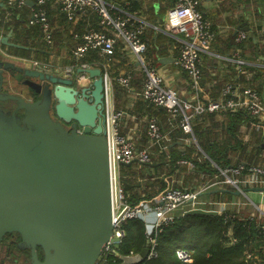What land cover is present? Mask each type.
<instances>
[{"label":"water","instance_id":"water-1","mask_svg":"<svg viewBox=\"0 0 264 264\" xmlns=\"http://www.w3.org/2000/svg\"><path fill=\"white\" fill-rule=\"evenodd\" d=\"M248 30L241 24L236 32ZM12 35L11 28L0 43L29 49L10 42ZM5 53L0 55V100L17 107H0V243L18 236L16 244L28 252L30 264H99L115 228L104 72L89 68L92 84L82 86L74 77L5 60ZM5 77L29 88L30 95L3 92ZM218 191L240 196L264 193V186L212 192ZM185 213L219 212L193 208ZM149 251L145 246L135 255H122L121 264L141 263Z\"/></svg>","mask_w":264,"mask_h":264},{"label":"built area","instance_id":"built-area-1","mask_svg":"<svg viewBox=\"0 0 264 264\" xmlns=\"http://www.w3.org/2000/svg\"><path fill=\"white\" fill-rule=\"evenodd\" d=\"M7 8L18 11L28 6L29 0H4ZM172 5L168 10L165 23V31L175 39L179 46L178 63L188 74L196 94L184 98L177 92L164 84V78L157 67L146 56L148 44L142 40L146 29V23L134 13L122 11L116 3L107 0H56L59 10L68 21H72L77 13L82 15L96 14L99 24L106 30L88 28L82 33L75 32L73 35L74 45L71 49L72 64L65 68V75L74 77L77 84L89 86L93 79L88 69L93 67L90 58L98 54L103 58V66L109 67L114 60L115 49L119 39L135 54L138 64L144 74L141 95L150 104L166 109L171 116L179 119L181 129L188 134L193 133L192 122L198 115L212 113L215 111H237L246 109L248 113L256 117L258 127L264 125V98L251 86L245 87L242 94L232 84H227L222 90V97L219 99L202 100L198 96L200 91V80L202 78L201 54L210 52L213 41L217 34L212 29V23L205 18L201 9L200 0H167ZM52 0H35L31 7L29 18L30 26L40 27L45 42L49 46L54 45V28L51 23L49 9ZM119 12V13H118ZM247 39V33L240 31L236 36V42L242 43ZM235 64L241 67L245 64L240 50H235L230 58ZM40 62L35 61V67ZM80 69V72L77 70ZM105 100H106V136L108 139L109 156L111 164L112 202L113 218L115 228L113 235L104 247L100 257V263L107 262V256L117 253L116 248L125 236L123 226L131 219H140L146 223L148 244L150 251L147 259L155 255L157 245V233L162 226L171 223L175 216L173 212L187 203H196L199 194L211 190L229 186L232 190H242L253 187L264 186V164H247L218 168L219 173L214 178L205 182L199 189L191 190L180 187L167 188L160 196L151 200H140L137 204L129 201L127 189L122 180L121 166L137 160L143 164L153 162L155 149L158 143L166 142L171 137L156 117H151L146 123V136L148 144L139 148L134 138L121 132V120L126 115L125 111L111 108L112 82L115 81L122 87L130 90L131 76L119 75L112 77L108 72L104 73ZM82 132V129H78ZM165 152L164 150L160 151ZM179 164H188L190 169L194 165L190 161L179 160ZM263 193V192H261ZM250 200L248 193H242L238 200ZM252 202V201H251ZM238 202L219 203V211L225 212L236 210L241 213ZM253 205L257 206L254 202ZM258 207V206H257ZM258 209H260L258 207ZM262 213V212H261ZM264 216V213H262ZM251 217L260 215L253 213ZM264 224V222L262 221ZM179 258L189 261V256L184 251H178ZM0 264H25L21 261H0ZM121 264V262L119 263ZM142 264V263H135Z\"/></svg>","mask_w":264,"mask_h":264},{"label":"crops","instance_id":"crops-1","mask_svg":"<svg viewBox=\"0 0 264 264\" xmlns=\"http://www.w3.org/2000/svg\"><path fill=\"white\" fill-rule=\"evenodd\" d=\"M28 6L23 7L22 9L16 11L15 17H21V21L27 32V27L29 25V18L31 14V7L34 6L35 0H29ZM116 4H119L122 11H128L124 9L122 4L129 3L132 0H109ZM134 7L136 10L135 15L138 16L142 21L146 23V37L147 43L151 46L154 45L156 48L163 47L164 53L162 57L169 56L172 60L169 62L161 63L156 66L158 71L164 78V84L172 89H174L178 95L187 98L196 94L195 89L192 85V81L188 74L180 67L178 63L179 49H177V42H170L169 35L164 29L167 13L171 7L170 1L167 0H133ZM247 1V0H245ZM241 2L239 0H200L201 9L204 12L205 16L210 20L212 26L217 34V37L210 49V52H203L201 54V66L204 67L203 83L202 78L200 80V91L198 96L200 99L208 101L219 98L222 95V90L219 87H222L221 84L223 81H237L235 82V88L242 94L247 84L258 85L259 81H255V74L258 73L257 68H264V55L259 56L257 59L251 58L253 56L252 49L246 52L242 56L245 64L239 67L235 64L230 58L233 56V53L224 54L219 50H223V42L226 41L232 34H237V28L239 25L244 24L245 27H248L247 38L253 37L255 42L264 45V0H249L248 2ZM7 6L4 4L3 0H0V18L4 15L5 9ZM56 9V0L52 3L50 9ZM27 10V11H26ZM133 11V12H134ZM25 13V14H24ZM119 13V12H118ZM26 18L24 19V15ZM23 17V18H22ZM14 18V17H13ZM92 18V17H90ZM94 18V17H93ZM76 21L68 23L66 27L64 26V31L62 30V25L58 17H54V27L59 31L58 34H64L63 38H58L54 40V45L50 47L44 40L42 33H39L38 37L33 39H23L17 35L13 29V35L9 39L10 42H16L22 46H27L29 49L24 48H14L8 47L7 45L0 43V51L6 52L4 54V59L14 61L18 65H23L26 67H33L35 61L40 62L39 66L43 70L49 72L61 73L65 71V68L72 64V31H84L88 28H96V19H87L84 15L77 13ZM28 20V21H27ZM27 21V23H26ZM27 26V27H26ZM99 30H106L105 27H102L100 24L98 26ZM8 32L1 30L0 39L6 35ZM248 48L250 47L247 44ZM1 52V53H2ZM28 59V60H27ZM97 63L96 60H92L93 67H96L94 64ZM99 64V63H98ZM103 65V64H102ZM255 66L254 71H249L247 66ZM104 67V73L108 72L112 77L119 75H129L131 76V88L130 90L124 91L121 85L117 82H112V93H111V108L115 110L125 111V116L121 120V132L123 134L130 135L134 138L139 148H143L148 144V139L146 136V123L151 117H156L157 120L161 123L163 129L171 135V137L166 142L158 143L156 145L157 151H155V159L151 163L153 166L148 167L147 164L140 162H134L131 165H135L137 171H147L150 181H159V178H163L164 175H160L163 170L168 171V162L170 160L171 153L173 150L182 151L187 150L189 147L195 145L198 149L203 151L200 144L197 141L193 128L195 126H200V122H205L206 117L198 115L192 122L193 133L188 134L182 131L179 125V119L173 117L170 113L162 107H154L152 104L147 102L141 95L143 80L144 77L141 66L137 62L135 54L126 46V44L119 39L117 43V48L114 54V60L109 65V67ZM230 68V69H229ZM233 69V70H231ZM233 71V72H232ZM261 72V70H260ZM64 73V72H63ZM62 73V74H63ZM215 74H219L218 77ZM214 77V78H213ZM243 77L246 81L241 82L239 79ZM211 80V81H210ZM264 82V80H263ZM264 98V89L261 94ZM216 98V99H217ZM229 123V120L226 116L219 115L215 119H209L204 123L206 126L211 127L215 133L223 135V141L229 145V151L235 150L238 146L239 151L233 155V163H252L257 161L258 158L262 159L264 164V136H262L260 131V136L258 139L252 134V129L247 126V123L242 120L238 124L239 129L243 133L242 139H238L237 143L231 138L232 134H227L225 131L226 125ZM239 123V122H238ZM234 124V123H233ZM212 125V126H211ZM224 126V127H223ZM228 135L230 137H228ZM242 141V142H241ZM244 151L242 148L244 147ZM236 146V148H234ZM164 153H161V150H164ZM204 152V151H203ZM205 153V152H204ZM261 153V155H260ZM166 154L164 157L160 155ZM257 164V163H253ZM150 168V170H149ZM176 180L179 185L184 186L187 189H196V179L192 171L187 168V171L180 172ZM191 177V178H190ZM168 185V181L165 180ZM136 189L139 190L140 184H136ZM157 185V184H156ZM167 189V188H166ZM165 189V190H166ZM226 189V188H220ZM219 189V190H220ZM164 190V191H165ZM217 190V189H215ZM163 191V192H164ZM163 192L159 193L160 196ZM253 193V192H250ZM261 194V193H260ZM262 198L263 193L261 194ZM154 196V197H157ZM248 196L252 198L249 193ZM153 197V198H154ZM238 196L233 194H226L223 191L217 193H205L199 194L196 199V203H187L185 205L177 208L173 215H182L186 211L193 208H202L207 210H217L219 211V203H231ZM243 213V212H242ZM246 214V213H245ZM253 248L248 254V258L251 261L250 264H264V241H258L256 245H252ZM3 256L0 255V258Z\"/></svg>","mask_w":264,"mask_h":264},{"label":"trees","instance_id":"trees-1","mask_svg":"<svg viewBox=\"0 0 264 264\" xmlns=\"http://www.w3.org/2000/svg\"><path fill=\"white\" fill-rule=\"evenodd\" d=\"M4 1V0H3ZM109 1V0H107ZM241 2L245 0H239ZM249 0L245 1L248 2ZM54 2V0H52ZM134 1H130L129 3L122 4L123 8L128 9V12L135 13L136 10L134 7H131ZM5 4V1H4ZM6 5V4H5ZM57 5L56 9H49V13L51 15V23L54 25V17H58L59 21L62 25V30L64 31V26L66 27L67 22L75 23L76 19L72 21H68L67 17L62 14L59 10V5ZM119 7L120 5L117 4ZM170 5L172 2L170 1ZM29 6L26 8L28 9ZM134 9V10H133ZM27 11V10H26ZM134 11V12H133ZM16 11H13L9 8L5 9L4 15L2 16L0 22V32L1 30L5 32H9L11 28L17 33L20 38L23 39H33L34 37H38L40 31V27L38 26H30L27 27V32L25 31V27L22 23L21 17H15ZM25 14V13H24ZM23 14V15H24ZM14 17V18H13ZM24 19L26 15L23 16ZM22 17V18H23ZM77 17V16H76ZM75 17V18H76ZM88 20L96 19V28L99 30V18L96 14H88L85 15ZM92 17V18H90ZM94 17V18H93ZM205 18H207L205 16ZM208 19V18H207ZM28 21V20H27ZM26 21V23H27ZM69 25V24H68ZM67 25V26H68ZM55 26V25H54ZM54 40L58 38H63L64 34H58V30L54 27ZM212 29L214 30L213 26ZM82 33L83 31H78ZM75 31L71 32L72 43L74 45V35ZM146 30L142 35V40L147 43ZM237 34H232L230 38H228L223 43V50H219L224 54H231L235 50H240L242 56L245 53L252 49L253 56L251 58L257 59L259 56L264 55V45H260V43L255 42L253 37H248L242 43L236 42ZM264 37V36H263ZM170 42H176L175 39L169 37ZM215 41V40H214ZM213 41V42H214ZM148 44V43H147ZM213 44V43H212ZM249 44L248 46H246ZM72 45V46H73ZM166 46V45H165ZM158 47L156 48L154 45L148 44V52L146 54L147 58L152 61L155 66L160 64L159 59L163 56L164 48ZM214 48V45L211 48ZM117 48V47H116ZM116 51V49H115ZM96 60L97 63L94 65L96 67H100L104 72L103 67V58H100L98 54H94L90 60ZM99 63V64H98ZM202 83H203V75H204V67L202 68ZM230 69V68H229ZM249 71H254L255 66H247ZM233 70V69H231ZM257 72L255 74L254 80L259 81L258 85L255 84H247L252 88L256 89L260 94L263 93L264 89V68H257ZM261 70V72H260ZM234 71V70H233ZM232 71V72H233ZM144 75V74H143ZM216 77L219 74H215ZM144 77H142L143 80ZM214 78V77H213ZM245 82L246 80L241 77L239 81ZM211 81V80H210ZM237 82V81H235ZM234 81H223L219 89H223L227 84H232L235 87ZM247 87V86H246ZM124 91H127L126 88L122 87ZM262 96V95H261ZM222 97V95L220 96ZM219 97V98H220ZM217 98V97H216ZM215 98V99H216ZM217 98V99H219ZM154 106V105H153ZM155 107V106H154ZM219 115H224L229 120V123L226 125V133L232 134V139L237 143L238 139H242L243 133L238 127L243 121L247 123V126L252 129V134L256 139L260 136V131L262 136H264V125L258 127L259 120L256 117L251 116L246 109H239L237 111H215L212 113L203 114L201 116L206 117L204 120L215 119ZM205 121V122H206ZM203 122H200V126H195L193 128L195 136L197 138L198 143L200 144L203 151L198 149L195 145L193 147H189L187 150L175 151L173 150L171 153L170 160H167L168 171L167 175L170 176V180L172 181V176L177 174L178 176L180 172L187 171V168L190 169L188 164H179V160H186L193 163L192 174L194 176H199L200 181L205 182L209 179H212L219 173V167L224 168L227 166L238 165L232 164L233 155L239 151V146L235 150L229 151V145L225 140L223 141V135L213 132L211 127L206 126ZM239 122V123H238ZM234 123V124H233ZM212 126V125H211ZM224 127V126H223ZM259 129L260 131H258ZM228 137H230L228 135ZM242 142V141H241ZM245 145L242 148L244 151ZM157 151V150H155ZM164 155H160L164 157ZM155 156H153V161ZM263 160L258 158L257 161L247 164H262ZM121 166L122 180L131 185L130 189L127 190V194L129 196V201L133 204H137L140 200L148 201L151 200L154 196L159 195V193L163 192L166 188H170V184L165 180H157L150 181V177L147 174V171H137L132 168V165L129 167ZM132 168V169H131ZM123 169V171H122ZM191 178V177H190ZM140 180H143L145 183H141ZM140 184L139 190L136 189L137 185ZM157 184V185H156ZM175 187L185 188L178 183H175ZM226 189H231L229 186L225 187ZM221 191H218L219 193ZM214 193L212 191L206 192ZM226 194H231L224 192ZM256 216V214H255ZM125 236L123 237L121 243L117 246L116 251L122 255H135L139 253L145 246L148 244V238L146 236V223L140 219H131L124 226ZM8 237V236H6ZM10 237V236H9ZM19 240V238H18ZM5 241V240H4ZM0 244H4L5 242ZM258 241H264V224L257 217H251V215H247V213H237L236 210H229L225 212H219L217 215H201V214H182L175 216L174 220L161 227V229L157 233V245L155 248V255L152 258L145 259L142 264H250L251 261L248 258V254L253 249L252 245H256ZM184 251L189 256V261H184L179 258L178 251ZM16 255L12 250L9 249L3 252V256L0 258V261L10 260V256ZM23 263L30 264L29 254L26 251L18 250L17 253ZM1 255V254H0ZM42 257V255H41ZM114 253H111L107 256V264H119L122 262L121 258Z\"/></svg>","mask_w":264,"mask_h":264},{"label":"rangeland","instance_id":"rangeland-1","mask_svg":"<svg viewBox=\"0 0 264 264\" xmlns=\"http://www.w3.org/2000/svg\"><path fill=\"white\" fill-rule=\"evenodd\" d=\"M164 29H165V26H164ZM242 32H245V31H242ZM245 33H247V32H245ZM9 89L11 91L16 90L19 93L22 92V94H24L26 97H28L30 95V91H31L29 88L22 87V86L20 88H15V86L13 88L9 87ZM260 155H261V153H260ZM123 167H129V166H123ZM132 168L135 169V165H132ZM122 171H123V169H122ZM160 175H164V177L159 178V180H167L170 184L169 185L170 187H175V185H176L175 183H177L176 180L178 178L177 174H174L172 176V181L170 180V176L167 175L166 170H163V172L160 173ZM194 179H196L194 181V183H196V189H199L202 185V183H201L202 181H200L199 176H196ZM140 181H141V183L143 182V180H140ZM143 183H145V182H143ZM196 189H194V190H196ZM211 191H213V190H211ZM260 193L261 192L249 193V195L252 197L250 200H243V198H241V200H238V198H237L234 201L235 202L237 201L238 202L237 207H240L242 209V210H240V212L247 213V215H252L253 213L256 215H260L261 220L264 222V216L262 215V213H264V198H262V195H261L262 193L261 194ZM202 194H205V193H202ZM263 197H264V193H263ZM251 201L254 202L260 209H258L257 206L253 205ZM3 252H4L3 249L0 248V254L1 255L3 254Z\"/></svg>","mask_w":264,"mask_h":264},{"label":"flooded vegetation","instance_id":"flooded-vegetation-1","mask_svg":"<svg viewBox=\"0 0 264 264\" xmlns=\"http://www.w3.org/2000/svg\"><path fill=\"white\" fill-rule=\"evenodd\" d=\"M0 22H1V19H0ZM1 25V24H0ZM43 35V34H42ZM52 47V46H50ZM2 56V53L0 54ZM28 60V59H27ZM35 67V65L33 66ZM64 72V71H63ZM61 72V73H63ZM65 75V73H63ZM15 86V88H19L21 86L20 83L18 82H15L14 80H12V82L8 81L7 78L5 77L4 78V83H3V89L2 91L3 92H9V93H19L18 91H11L9 89V87L13 88ZM52 105H54V103H52ZM0 107L6 111H12L15 109L16 106V103L13 102V101H1L0 100ZM53 116V115H52ZM54 118V116H53ZM55 119V118H54ZM66 128L68 130H71V124H65ZM10 236V237H9ZM8 237H5V243L4 244H0V248L3 249V251H7L9 249V245H10V249L12 250V252H14L16 255H12L10 256V260L9 261H21V257L17 254L18 253V250H20L18 248V245L16 244V242L18 241V236L12 234V235H9ZM3 243V242H2ZM5 261H8V260H5Z\"/></svg>","mask_w":264,"mask_h":264}]
</instances>
